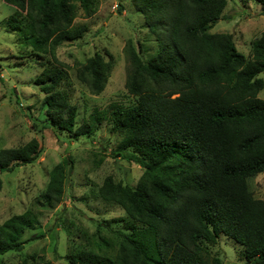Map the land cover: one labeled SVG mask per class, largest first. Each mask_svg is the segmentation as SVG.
<instances>
[{"label":"trees","instance_id":"obj_1","mask_svg":"<svg viewBox=\"0 0 264 264\" xmlns=\"http://www.w3.org/2000/svg\"><path fill=\"white\" fill-rule=\"evenodd\" d=\"M0 1L15 9L2 23L5 30L24 42L35 39L55 61L57 48L87 32L74 23L76 3L87 10V0ZM129 1L145 19L156 49L145 60L128 49L125 89L137 101L115 126L121 141L113 157L136 163L142 175L134 188L104 179L98 197L118 206L123 217L107 227V237L89 239L86 249L71 254L70 264H223L212 256L220 236L242 247L244 264H264V200L248 188L264 172V100L258 98L264 32L246 57L231 35L210 33L225 19L226 0ZM243 1L264 8V0ZM44 61L49 67L38 63L43 69L34 84L44 95L47 126L91 137L99 114L78 124L76 107L60 90L64 70ZM112 69L108 53H95L78 65L76 79L97 96ZM42 150L36 139L0 149V191L1 173L34 164ZM72 168L69 159L50 170L38 201L44 210L59 205ZM39 227L30 210L1 223L0 257L41 238H24Z\"/></svg>","mask_w":264,"mask_h":264},{"label":"rangeland","instance_id":"obj_2","mask_svg":"<svg viewBox=\"0 0 264 264\" xmlns=\"http://www.w3.org/2000/svg\"><path fill=\"white\" fill-rule=\"evenodd\" d=\"M226 1L225 19L219 20L210 33L231 35L237 51L249 57L251 44L264 32V8L253 1ZM87 6L85 10L76 3L74 19L75 24L87 27L86 34L57 48L56 62L35 39L24 42L18 33L5 30L2 23L15 9L0 1V149L17 148L32 139L43 149L34 164L1 173L0 224L30 210L38 215L40 227L24 238L41 235L21 252L0 257L4 264H70L71 254L86 249L98 235L107 237V227L123 217L118 206L98 197L104 179L109 176L115 183L134 188L142 175L136 163L113 157L121 141L115 126L123 110L137 101L125 89L128 49L134 48L145 60L154 54L156 42L129 0H87ZM95 53H108L113 59L105 89L97 96L76 79L78 65ZM44 60L64 70L60 90L76 107L78 124L89 121L95 112L99 114L97 130L91 137L75 138L47 126L44 95L34 84L43 69L38 63L47 65ZM259 78L264 83V71ZM258 98L264 100V88ZM69 159L73 168L68 169L62 200L54 209L44 210L38 201L49 172L60 162L67 166ZM248 188L255 199L264 200V172L250 179ZM212 256L223 264H244L242 247L224 236L212 248Z\"/></svg>","mask_w":264,"mask_h":264}]
</instances>
